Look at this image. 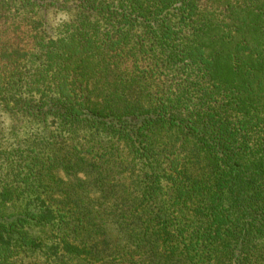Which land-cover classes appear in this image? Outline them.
I'll return each instance as SVG.
<instances>
[{
  "label": "trees",
  "instance_id": "obj_1",
  "mask_svg": "<svg viewBox=\"0 0 264 264\" xmlns=\"http://www.w3.org/2000/svg\"><path fill=\"white\" fill-rule=\"evenodd\" d=\"M0 107V264H264V0H0Z\"/></svg>",
  "mask_w": 264,
  "mask_h": 264
},
{
  "label": "rangeland",
  "instance_id": "obj_2",
  "mask_svg": "<svg viewBox=\"0 0 264 264\" xmlns=\"http://www.w3.org/2000/svg\"><path fill=\"white\" fill-rule=\"evenodd\" d=\"M67 17V13L62 10L49 9L45 11L48 29L52 36H55L57 28ZM205 41L212 51H223V53L217 57L219 61L218 74L221 78L233 84L235 77L234 74H232L233 70L229 66V64L232 63L227 56V49H231L233 46L230 44L225 47L222 44H218L211 36H207ZM32 128V125L26 124L24 121L18 122L16 119L10 117L0 107V140L3 138L6 139V143L15 145L18 141L27 137ZM61 176L64 177L63 175Z\"/></svg>",
  "mask_w": 264,
  "mask_h": 264
}]
</instances>
